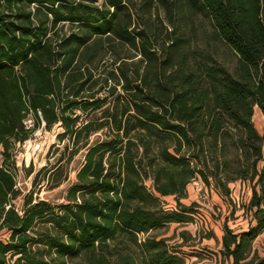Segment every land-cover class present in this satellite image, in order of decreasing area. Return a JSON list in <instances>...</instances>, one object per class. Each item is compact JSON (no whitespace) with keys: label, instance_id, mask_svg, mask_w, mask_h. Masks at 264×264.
Listing matches in <instances>:
<instances>
[{"label":"trees","instance_id":"1","mask_svg":"<svg viewBox=\"0 0 264 264\" xmlns=\"http://www.w3.org/2000/svg\"><path fill=\"white\" fill-rule=\"evenodd\" d=\"M186 1L234 52V73L174 66L182 45L160 54L131 29L134 0H0V264H184L151 234L192 222L180 199L196 179L225 197L232 183L251 184L255 223L241 233L224 226L223 256L264 264L251 258L264 233V134L253 122L256 107L264 119V0ZM118 46L134 54L113 56ZM106 57L113 69L103 72ZM39 128L61 130L50 148L68 141L59 163L79 150L84 161L66 203L29 194L20 214L14 153ZM166 196L177 210L163 208Z\"/></svg>","mask_w":264,"mask_h":264},{"label":"rangeland","instance_id":"2","mask_svg":"<svg viewBox=\"0 0 264 264\" xmlns=\"http://www.w3.org/2000/svg\"><path fill=\"white\" fill-rule=\"evenodd\" d=\"M103 1L98 0V4ZM133 6L134 22L131 29L144 30L160 54L171 41L182 45L181 52L176 54L172 61L174 66L183 61L184 68L196 74L200 73V68L211 64L224 66L231 73L236 71L237 57L229 47L219 41L214 24L205 11L186 0H134ZM114 52L113 56L116 57L134 54L128 48L120 46L116 47ZM104 60L103 72L112 70L111 59L106 57ZM99 74L96 73V77H99ZM253 122L259 133L264 134V119L257 107L254 109ZM58 132H61L58 128L52 131L39 128L30 141L33 146L43 144V150L34 154L32 148H29L30 143H27L25 148H17L14 153L19 166V184L24 192L15 202L17 209L23 210L24 198L29 194L36 200L56 205L66 203L67 190L76 180L85 151L79 150L69 163L66 160L59 163L68 141L50 148L57 142ZM104 137L101 133L93 135L91 143L103 140ZM3 160L0 152V165ZM26 164H29V167ZM43 168L47 171L41 174V181L33 184L36 174ZM53 179L59 180L61 184L52 186ZM148 185L150 186V183ZM250 187L239 185V182L232 183L229 196L226 198L222 195L225 198L223 199L213 183L206 185L201 179H196L188 185L187 197L180 199L184 206H192V222L171 223L151 235L164 239L170 252L180 255L184 264H219V234L225 225L233 231L241 230L246 225L245 215L248 213L252 196ZM162 205L167 211L177 210L176 197H163ZM7 238L8 234L0 231V240L5 241ZM253 247L255 252L253 254L254 250L252 251L251 258L264 257V237L253 244Z\"/></svg>","mask_w":264,"mask_h":264},{"label":"crops","instance_id":"3","mask_svg":"<svg viewBox=\"0 0 264 264\" xmlns=\"http://www.w3.org/2000/svg\"><path fill=\"white\" fill-rule=\"evenodd\" d=\"M238 183V182H237ZM234 185V184H233ZM239 185H243V186H246L248 185L250 187V183L249 182H239ZM251 188V187H250ZM252 190V189H251ZM219 196L223 199H225L222 195H220L219 193ZM245 226L243 227V229L241 230H238V231H234L235 233H241L243 231H246L248 230L250 224H254V220L252 219V215L251 213H246L245 215ZM223 236H224V228L222 229L221 233L219 234V264H231L232 262V259L231 258H227L225 256H223ZM261 237H264V233L261 234L255 241H254V244H256V242L261 238ZM158 239V238H157ZM253 254L255 252V247H253ZM176 254V253H175ZM177 256L181 257L180 255L176 254Z\"/></svg>","mask_w":264,"mask_h":264},{"label":"built area","instance_id":"4","mask_svg":"<svg viewBox=\"0 0 264 264\" xmlns=\"http://www.w3.org/2000/svg\"><path fill=\"white\" fill-rule=\"evenodd\" d=\"M27 143H30V147H29V148H32L34 154H35L36 152H40V151L43 150V144H37V145L33 146V144H31V141H30V140L26 141V142L23 143V144H19V145H18V148H20V147L25 148V147L27 146ZM16 157H17V156H16ZM26 166L29 167V164H26ZM17 168H18V172H19V166H18V165H17ZM15 189H16V190H20V191L22 192V194H24V192H23V190L21 189V186H20V184H19L18 175H16V185H15ZM35 201H36V199H35ZM15 202H16V201H13L14 205H15ZM15 207H16V206H15ZM6 208L9 209V208H10V205L7 206ZM16 210H17L20 214H22V210L17 209V207H16Z\"/></svg>","mask_w":264,"mask_h":264}]
</instances>
